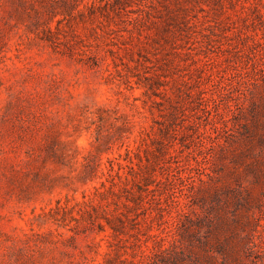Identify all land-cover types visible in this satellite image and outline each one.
Returning <instances> with one entry per match:
<instances>
[{
  "label": "rangeland",
  "instance_id": "374dc122",
  "mask_svg": "<svg viewBox=\"0 0 264 264\" xmlns=\"http://www.w3.org/2000/svg\"><path fill=\"white\" fill-rule=\"evenodd\" d=\"M0 264H264V0H0Z\"/></svg>",
  "mask_w": 264,
  "mask_h": 264
}]
</instances>
